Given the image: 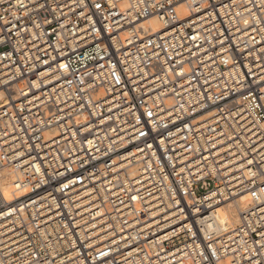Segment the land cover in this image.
Listing matches in <instances>:
<instances>
[{"label":"built area","instance_id":"1","mask_svg":"<svg viewBox=\"0 0 264 264\" xmlns=\"http://www.w3.org/2000/svg\"><path fill=\"white\" fill-rule=\"evenodd\" d=\"M0 92V264H264V0H0Z\"/></svg>","mask_w":264,"mask_h":264},{"label":"bare ground","instance_id":"2","mask_svg":"<svg viewBox=\"0 0 264 264\" xmlns=\"http://www.w3.org/2000/svg\"><path fill=\"white\" fill-rule=\"evenodd\" d=\"M141 27L144 28L145 32H156L162 29L161 23L155 18L142 23ZM6 101L7 97L0 92V107L4 105ZM17 179V174L11 169H0V195L8 202L13 201L19 196V192H17L14 187V183ZM245 204V196H240L234 201L226 202L218 206L214 210L213 222L224 231L232 229L238 221V212L245 207Z\"/></svg>","mask_w":264,"mask_h":264}]
</instances>
